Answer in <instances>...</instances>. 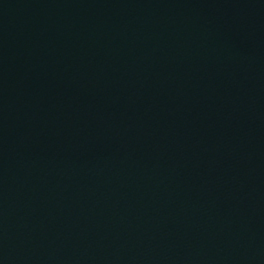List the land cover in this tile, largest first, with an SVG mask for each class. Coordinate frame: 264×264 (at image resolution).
<instances>
[{
	"label": "water",
	"instance_id": "water-1",
	"mask_svg": "<svg viewBox=\"0 0 264 264\" xmlns=\"http://www.w3.org/2000/svg\"><path fill=\"white\" fill-rule=\"evenodd\" d=\"M0 264H264V0H78L0 140Z\"/></svg>",
	"mask_w": 264,
	"mask_h": 264
}]
</instances>
